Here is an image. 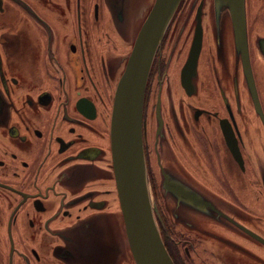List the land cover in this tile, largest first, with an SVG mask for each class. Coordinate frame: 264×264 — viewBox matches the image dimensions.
Here are the masks:
<instances>
[{
    "label": "flooded vegetation",
    "instance_id": "1",
    "mask_svg": "<svg viewBox=\"0 0 264 264\" xmlns=\"http://www.w3.org/2000/svg\"><path fill=\"white\" fill-rule=\"evenodd\" d=\"M155 2L0 0V264H136L118 196L111 117ZM200 17L203 46L187 88L183 70ZM247 24L253 67L248 1ZM255 43L264 58V34ZM232 131L241 160L228 143ZM144 144L156 220L174 263L212 264L207 241L215 239L264 264L237 240L264 244L244 230L264 237L254 227L260 212L242 197L246 184L264 197V123L230 11L216 0H182L175 12L147 82ZM241 257L230 260L248 264Z\"/></svg>",
    "mask_w": 264,
    "mask_h": 264
},
{
    "label": "water",
    "instance_id": "2",
    "mask_svg": "<svg viewBox=\"0 0 264 264\" xmlns=\"http://www.w3.org/2000/svg\"><path fill=\"white\" fill-rule=\"evenodd\" d=\"M181 2L182 0H156L139 31L115 92L111 117V149L126 234L136 264H175L164 244L155 215L157 208L153 202L144 144V104L152 64ZM216 4L221 9L230 11L248 87L256 111L264 123V111L250 56L247 0H216ZM202 46L203 26L200 17L183 70L186 87L185 78L192 79L197 75ZM261 50L264 53V43ZM232 133L233 136L227 135L228 143L233 155L241 160L242 156L235 142L237 140L233 131ZM240 227L244 228L242 225ZM244 230L264 243V237L258 233L248 228Z\"/></svg>",
    "mask_w": 264,
    "mask_h": 264
},
{
    "label": "rangeland",
    "instance_id": "3",
    "mask_svg": "<svg viewBox=\"0 0 264 264\" xmlns=\"http://www.w3.org/2000/svg\"><path fill=\"white\" fill-rule=\"evenodd\" d=\"M248 1V17H249V28H250V35H251V43H252V55H253V67L255 71V76H256V83H257V88L260 93V97L262 98V102L264 104V58L261 57V54L259 53L256 43H255V48L253 44V37L259 36L260 34H264V0H247ZM128 47V46H127ZM122 48L120 50V53L118 56L122 54H126V48ZM131 45H129V48ZM209 55L204 54L202 62L209 63ZM179 63H175L172 67V69ZM204 68L202 69V73L206 72ZM172 72V71H171ZM153 169V167L151 165ZM206 183H208L212 188L214 187L217 189L215 186L210 184V182L206 179H203ZM234 185V183H232ZM247 186V187H246ZM244 185V191H242V197L244 200L245 205H250L253 207V210L259 211L260 212V218H261V225H254V227L258 230L259 233L264 235V197L261 195L259 197L257 195V192L254 191L248 184ZM213 188V189H214ZM151 187V191H152ZM238 193H240L239 188H235ZM218 190V189H217ZM219 191V190H218ZM222 194V193H221ZM153 196V195H152ZM235 197V195H234ZM247 208V207H246ZM249 211H251L249 209ZM253 212V211H251ZM117 215H120V206L117 209ZM253 224V223H252ZM219 229V228H218ZM225 233L230 235L231 237H237L239 234L238 232H231L224 230ZM248 240H246V239ZM241 244L246 246L247 249L249 250H254L257 252L259 255H261L264 258V244H260L257 242V240L250 238L248 236H241L238 237L237 239ZM207 244L209 245L208 250L212 253H215L213 256V261L212 264H232L230 258L233 254L239 255L244 261L248 264H253L254 261H252L251 258H249L247 255H240L237 253V250H235L232 246V249L226 248L223 246V244H220L217 240H208ZM263 264V260L261 261ZM256 263V262H255ZM258 264V263H256Z\"/></svg>",
    "mask_w": 264,
    "mask_h": 264
}]
</instances>
